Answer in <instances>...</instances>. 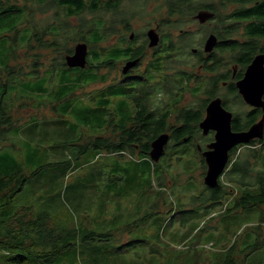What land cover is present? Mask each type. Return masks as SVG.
<instances>
[{
    "label": "rangeland",
    "instance_id": "rangeland-1",
    "mask_svg": "<svg viewBox=\"0 0 264 264\" xmlns=\"http://www.w3.org/2000/svg\"><path fill=\"white\" fill-rule=\"evenodd\" d=\"M149 2L146 15L153 11L155 15L133 19L125 16L131 29L116 23L117 33L103 45L118 37H128L131 32L139 39L136 44L141 43L145 30L158 27L159 14H163L162 7L155 9L159 2ZM235 6L229 4L225 11ZM132 7V0L121 1V12ZM25 13L22 10L0 16V34L4 35H0V80L8 84H0V96L6 88L4 102L7 110L13 108L15 125L9 127L7 144L16 142L20 147L18 152L11 149L14 159L25 166L27 173L44 167L15 196L8 211L14 213L32 205L37 212L50 215L63 231L55 245L73 243L57 264H224L232 247L239 264H263L264 205L235 209L244 192L259 193L258 183L244 184L248 180L239 176V181H228L223 174L222 182L233 193L215 199L204 182L202 161L193 143L169 145L159 161L94 148L81 152L82 138L105 134L111 127L123 125L136 112L135 101L129 96L133 83L122 81L129 75L122 73L126 64L122 59L126 56L117 54L116 61L99 69L97 63L108 58L109 53L91 47L90 61L95 67L85 73L79 67L44 69L60 59L62 52L37 47L35 52L45 67L31 71L33 56L23 55L18 61L13 56L15 50L23 53L34 34V27L24 23ZM99 15L84 14L87 19ZM36 18L40 26L57 22L77 26L80 20L65 17L61 8L52 7L37 11ZM216 24L213 19L204 25L199 21L187 25L196 41L194 47H200L202 40L216 32ZM177 29L172 32L176 34ZM45 39L51 40L53 36L46 35ZM76 44L70 41L68 48ZM116 46L123 55L131 48H125L121 42ZM95 52L101 54V60L94 56ZM10 58L12 65H22L28 71L8 74L5 68L9 67ZM193 62L189 59V65L184 67L197 74ZM147 63L148 59L131 74H141ZM174 77L181 82L184 76ZM183 80L189 84L184 85V91L178 90L180 95L174 98L177 89L173 87L170 94L162 92L153 100L180 101V106L202 103L206 96L202 89H194L195 80ZM256 147L258 153L252 158V166L264 171V145ZM239 151L242 158L250 153L246 145ZM57 161L61 163L55 166ZM51 248L49 245L47 249ZM0 264H14L3 250Z\"/></svg>",
    "mask_w": 264,
    "mask_h": 264
},
{
    "label": "trees",
    "instance_id": "trees-1",
    "mask_svg": "<svg viewBox=\"0 0 264 264\" xmlns=\"http://www.w3.org/2000/svg\"><path fill=\"white\" fill-rule=\"evenodd\" d=\"M122 0H0V16L11 14L16 11L25 10V22L34 27V34L28 41L26 51L21 54L14 51V59L19 60L25 56H33L35 58L30 66L31 71L38 72L42 70L44 64L41 61L40 55L36 54L38 48H54L60 54V59L53 61L48 67L66 66V55L72 54L74 46L68 48V43L72 42H87L89 45L88 63L82 71L95 67V64L90 61V48H100L102 52L109 53V57L104 61H99L97 67H102L112 64L117 59L114 57L117 54L126 56L119 49H115L112 43L104 46L105 41L110 40L114 36L116 23L126 26L128 29L129 16L145 17L155 15L156 12H148L147 5L151 0H132L133 5L128 12H121L120 5ZM247 0H227L226 5L232 3H244ZM159 2L155 4V9L161 8L163 14H159V24L165 37L166 54L165 61H175L174 64L159 63L161 59L155 58L153 62L145 65L141 74L123 77V82H132V92L129 96L135 101L136 112L130 116L123 125H115L112 129L101 135L90 136L81 144V152L94 148L97 150L106 151L107 153H131L140 157H150L149 153L152 149V141L161 133L168 132L170 134L169 145H181L184 143H193L196 146L197 154L202 161L203 175L206 172V162L198 148L200 145L203 149L206 144L213 140V133L203 135L199 127L200 121L203 119L205 107L208 101L220 95L223 97L224 106L233 112L232 127L233 130H246L252 124L257 122L262 114L260 109L248 106L242 99L236 86V80L242 77L245 68L251 62L253 56L259 49H264V45L260 46L259 41L264 38V16L253 15L246 13H235L223 16L218 10L214 17L216 19L215 30L220 38L218 50L212 54L213 62L205 64L204 69L213 75L209 79V85L206 87L204 95L206 96L202 103L198 105L190 104L180 106V101L172 103L169 101L153 100V96H158L165 92L170 94V89L176 88L174 98L180 95L179 91H184V78L187 77L189 82L195 77L192 70H187L184 66L189 65L188 62L179 59V50L188 52L191 55L189 48L193 46L194 41L191 33H188L187 25L193 22V14L195 7L193 0H155ZM62 9L65 17H78L79 23L77 26L65 25L63 23H51L47 26L37 24L36 12H43L48 8ZM212 9V8H211ZM214 9V8H213ZM255 9L258 14L264 15V1L262 5ZM157 11V10H156ZM160 11V10H159ZM91 12L100 14L93 19H87L84 14ZM58 16V12H56ZM0 18V22H2ZM118 21V22H117ZM62 22V21H61ZM23 24V23H22ZM221 24V29L219 25ZM178 28V29H177ZM174 29H182V35L176 39L172 35ZM1 38L4 37L0 34ZM46 35H52L53 39H45ZM261 47V48H259ZM143 47L133 52L132 57H137L143 53ZM223 54L228 55L229 62L222 61ZM101 54L95 52L94 56L101 60ZM11 55V58L13 57ZM177 56V58H175ZM10 58V62H11ZM169 58V59H167ZM39 61V62H38ZM237 64L236 77H232V64ZM227 71L221 72V68ZM71 68V67H69ZM137 70V69H136ZM8 74L26 72L22 65L12 62L9 67L5 68ZM91 72V71H90ZM134 72V71H133ZM129 73V72H128ZM91 75V73H89ZM127 74V73H126ZM183 75V79L179 83L175 80V75ZM161 78H165L161 81ZM224 83L226 85L224 86ZM1 85L8 84L0 80ZM179 90V91H178ZM6 93V88L1 92L0 98V250H3L9 256V260L14 264H57L65 250L71 248L73 243H65L61 246H56V240L63 234V231L53 223L50 215L46 211H36L32 206H23L16 212L11 213L8 207L13 202L15 196L21 192L30 178L36 177L44 166L32 173H27L23 164H19L14 159L12 150L16 152L20 147L16 142L10 141L8 130L10 125H15L12 118V109L7 110V103L4 102L3 95ZM156 96V97H157ZM23 97V96H21ZM22 99V98H21ZM31 99V98H27ZM172 105V106H171ZM174 106V109L171 108ZM244 106V109H243ZM15 107V105H14ZM11 114V115H10ZM4 123H7L3 126ZM264 145V139L253 140L248 144H239L230 151V160L226 166L224 173L228 181H239L237 176L242 180L247 179L244 184L258 183L259 193L251 194L244 192L236 201L235 209H245L255 206L264 205V171L255 170L252 166V158L258 153L257 145ZM246 145L250 150L249 155L244 158L240 156V148ZM252 145V146H251ZM10 150H6L5 148ZM12 149V150H11ZM6 158V160H5ZM3 162V164H1ZM61 162L53 164L58 165ZM49 166V165H48ZM54 166V165H52ZM51 167V166H49ZM222 179V178H221ZM227 187V189H225ZM212 196L217 199L224 194H232L233 190L229 185L220 180V184L216 188H210ZM49 245L52 246L51 249ZM258 243L255 245L257 246ZM41 247V249H40ZM224 264H239L236 260L235 248L232 247L227 254ZM264 264V263H263Z\"/></svg>",
    "mask_w": 264,
    "mask_h": 264
},
{
    "label": "water",
    "instance_id": "water-1",
    "mask_svg": "<svg viewBox=\"0 0 264 264\" xmlns=\"http://www.w3.org/2000/svg\"><path fill=\"white\" fill-rule=\"evenodd\" d=\"M214 16L208 10H202L195 15L201 23L207 22ZM149 46L158 45L159 34L154 30L148 31ZM132 38V37H131ZM218 38L212 33L205 43V51L210 52L217 45ZM89 48L88 43L81 41L74 46L72 54L66 55V64L73 68H85L88 63ZM138 59L128 61L122 69L124 74L135 67ZM239 93L246 104L263 110L262 117L246 130H233V112L224 107L222 98L215 97L209 101L206 107V115L200 121L199 127L203 135L214 131V139L202 149L198 145L202 156L206 162L205 184L210 188H216L220 184L221 177L226 171V166L230 160V151L239 144H248L254 139H264V53L254 57L248 65L243 78L236 82ZM170 142L168 132L161 133L151 143L149 153L153 161H159L165 154Z\"/></svg>",
    "mask_w": 264,
    "mask_h": 264
},
{
    "label": "flooded vegetation",
    "instance_id": "flooded-vegetation-1",
    "mask_svg": "<svg viewBox=\"0 0 264 264\" xmlns=\"http://www.w3.org/2000/svg\"><path fill=\"white\" fill-rule=\"evenodd\" d=\"M263 1L264 0H247L246 2H244L242 4H241V2L234 3L236 5L235 8H231L229 11L227 10V12H226L225 9L229 5V4L226 5L227 0H216V1H213V0H193L194 7L196 9H195V13L193 14L192 17L194 19V22H196V21H199L198 19L195 18V15L198 12H200L202 10H208V11L213 12L214 13V16L211 19H209L207 22L201 23L199 21L200 24L204 25L206 23H209V22L211 23L213 21L215 15H216L217 10L221 14H224V15L235 14V13H243L244 12L246 14H253V15H261V16H264L263 14H258L256 12L257 9H255L256 7L262 5V2ZM122 26L124 28H126V30H130L131 29V26H128L129 29L126 26H124L123 24H122ZM158 27L157 26L156 27H153V26L152 27H148L145 30L144 34H143L142 42L139 43V44H136L137 41H139V39H138V37H136V35H135L134 32H131L128 37H125V36L118 37L112 43L115 46V49H119L116 45L118 43H120V42H121V44L125 48L131 47V48L127 49V52H125L127 55H126V57L124 59H122V60H126L125 63H127L130 60H136V59H138L137 65L135 67H133L132 69H130L129 73H127V74L130 75L133 72V69H136L137 67L142 66L144 64V62H145L146 59H148V63L149 62L156 61V60H154L155 58L161 59L159 61V63H163V64L172 63V62L175 61V59H174V61H172V60L171 61H165L166 60V57H167L166 54L163 53V50L165 49V45H166L165 37H164V34L162 32V29H161V26H160L159 23H158ZM150 29H154L159 34V38H160V41H159L158 45H156L154 47H150L149 46L150 40H149V37H148V31ZM187 30H188V28H187ZM116 33L117 32H114V36H115ZM188 33H190V30L188 31ZM212 33H214L217 36V38H218L217 45L214 47V49L212 51L207 52L204 49L205 48V43H206L207 38ZM210 34L204 40H202V42H201L202 44H201L200 47H194V45H193V46H191L189 48V50L191 52L190 53L191 55H189L188 52H183L182 50H179V52H178L179 56H181V57H179L180 60L185 61V62H188V63H189V59L192 58V60H194V62H193L194 65L192 67L196 66V70H197V74H196V72L193 71L195 73L194 74L195 77L192 78V81L195 80L194 81V83H195L194 89H197L199 91H201V89H202L201 92H203V93L205 92L206 87H208V85H209V79H210V77L213 75V73H210L208 71H205L204 66H205V64H210V63L213 62L212 54H213L214 51H217L218 50V45L220 43L219 35L216 32H211ZM172 35L173 36H176V39L179 38V35H182V29L177 30L176 34H174L172 32ZM192 36H193V34H192ZM193 41H194V43L196 42L194 40V38H193ZM259 45L260 46H263L264 45V38L259 41ZM138 47L139 48L140 47H143V51L144 52L141 53V54H139V56H137V57H132L133 52H135L138 49ZM259 48H261V47H259ZM217 52H219V51H217ZM261 53H264V49H262V48L257 51V53L253 56L252 60L254 59V57L256 55L261 54ZM227 56L228 55H226V54H223V56H222V61L224 63L226 61L229 62V58L227 59ZM175 58H177V56ZM167 59H169V58H167ZM225 59H226V61H225ZM252 60H251V62H252ZM248 65H247V67H248ZM233 67H235V69L233 70V73H232L231 76L232 77H236L238 65L236 63L235 64H232L231 68H233ZM247 67L245 68L242 77L238 78L236 80V82L239 79H241V78L244 77L245 71H246ZM143 69H144V67H143ZM220 71L221 72H224V71H227V70L222 67L220 69ZM225 85H226V83H224V86ZM238 92H239V90H238ZM215 97H221L222 98V102H223V97L222 96L217 95ZM215 97H213V98H215ZM213 98H211L210 100H212ZM242 99H243V97H242ZM209 101H208V103H209ZM248 106H250V105H248ZM206 107H205V113H204L205 115H206ZM250 107L255 108L253 106H250ZM256 109H260L262 111V114L260 116V118H261L262 115H263V110L261 108H256ZM205 115L203 116V118L205 117ZM212 132H213V136H214L215 132L214 131H212ZM212 132H209L208 134H210ZM213 139H214V137H213ZM254 140H257V139H254Z\"/></svg>",
    "mask_w": 264,
    "mask_h": 264
}]
</instances>
